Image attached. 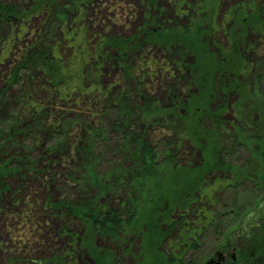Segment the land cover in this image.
I'll list each match as a JSON object with an SVG mask.
<instances>
[{
	"label": "trees",
	"instance_id": "1",
	"mask_svg": "<svg viewBox=\"0 0 264 264\" xmlns=\"http://www.w3.org/2000/svg\"><path fill=\"white\" fill-rule=\"evenodd\" d=\"M258 2L249 0L246 11H237L220 25L213 20L205 27L167 25L156 15L149 18L133 42L112 43L119 54L114 60L116 65H124L126 57L144 43L176 53L180 66L194 70L190 80L194 90L183 96L175 94L167 105L160 106L154 98L141 99L126 87L97 115L100 128L86 132L91 142L79 155L80 165L76 166L80 175L75 174V185L49 195L45 207L58 215L66 228H71L73 222L80 226L87 239L77 241L71 235V241L89 255L92 264H121L123 257L130 255V241L136 238L142 239L140 264H194L189 252L195 248L196 231L191 228H233L257 211L264 197V64L236 67L227 61V55L232 56L236 42L252 30L247 24L248 15L259 10L264 14L256 8ZM14 15H19L17 9L0 0V19L11 21ZM193 32V38L200 35V39L218 33L225 40L232 39L233 44L228 50L220 48L218 56L208 53L201 59L195 40L188 35ZM26 53L5 80L2 97L14 88L24 89L25 77L32 70H50L54 58L58 59H49V51L39 49L38 44ZM189 54L194 58L190 65L184 62ZM96 57L90 55V60L108 61L101 55L96 61ZM156 67L157 71L165 69ZM123 69V79L130 84L132 71L127 66ZM248 71L247 78L239 83L236 77ZM25 94L28 101L32 99L29 92ZM29 108L35 117L29 123L20 124L14 115L0 116V196L11 193L14 202L24 200L19 191L12 189V181L36 173L35 146L30 147L28 139L43 124L38 105ZM228 112L231 117H224ZM55 133L47 136L55 137ZM185 146L191 148L190 155L183 151ZM217 174L223 177L208 185ZM214 184V196L217 198L219 193L223 197H218L212 218L204 214L201 223L188 221L195 203L211 202L208 189ZM130 194L136 198L131 199ZM143 209L150 211L144 218ZM21 218L31 219L25 213ZM177 226L188 228L181 231L179 246L188 247L180 257H174L171 244L167 245L171 249H160L169 231ZM215 235L219 233H211L209 239H216ZM93 241L111 242L112 247L103 249L97 243L94 247ZM61 258L58 264H74L72 255Z\"/></svg>",
	"mask_w": 264,
	"mask_h": 264
},
{
	"label": "rangeland",
	"instance_id": "2",
	"mask_svg": "<svg viewBox=\"0 0 264 264\" xmlns=\"http://www.w3.org/2000/svg\"><path fill=\"white\" fill-rule=\"evenodd\" d=\"M1 1L14 6L19 15H14L15 19L11 21L0 19V116L14 115L20 119V124L29 123L35 118L29 107L38 105L43 128L36 130L28 139V145L35 146L36 173H26L22 179L12 181V189L19 191L24 201L14 202L8 192L0 196V264H58L63 260L61 256L65 255H72L74 264H92L89 255L78 249L75 241H71V235L76 236L77 241L87 239L80 226L73 222L71 228H66L67 224L45 207L49 195L75 185V174L78 173V177L80 175L76 166L80 165L79 155L91 142L86 132L100 128L96 121L97 115L109 103L116 101L126 87H131L141 99L154 98L160 106L167 105L175 94L183 96L194 90L190 86L194 70L180 66L176 53L144 43L126 57L124 65H116L114 60L119 54L111 46L112 43L133 42L149 18L156 15L172 26L201 24L205 27L213 24V20L220 25L225 18L227 21L234 13L245 9L249 0ZM256 8L264 10V0H260ZM263 17L260 10L257 14L253 12L248 15L247 24L252 30L246 32L241 42H234L236 49L233 55H227L229 63L236 67L264 64ZM188 35L192 38L196 36L195 32ZM199 36L193 39L195 48L200 50L201 59L208 53L218 56L220 48L228 50L233 44L232 39L225 40L218 33L202 40ZM34 44H38L39 49L48 50L49 59L55 56L58 59L55 61L54 58L50 70H32L25 77L24 89L14 88L2 97L5 80ZM184 47L189 49L187 45ZM90 55L97 56L96 61L99 55L108 61L104 62L102 58L100 63L92 62ZM184 58V62L189 65L194 62L191 54ZM157 65L165 69L157 71ZM122 66L132 71L130 84L123 79ZM140 66L143 68L141 71ZM249 71L237 76L236 80L242 84ZM25 92L32 96L31 100H27ZM235 100L230 101L234 103ZM229 113L224 117H231ZM107 118L110 121L111 115ZM109 121L107 125H110ZM52 124H56V127ZM52 131L57 132V136L48 137L47 133ZM183 151L190 155L191 148L185 146ZM216 177L208 180L207 184L212 185L214 180H220L223 176L217 174ZM213 187L208 189L211 202L195 203L191 215L186 218L188 221L201 223L204 214L212 218L218 197H223L217 193L216 198L213 191L217 187ZM129 196L131 199L136 198L134 194ZM114 203L117 205L118 202ZM142 212L143 218L150 214L148 210L143 209ZM23 213L30 215L31 219L23 220ZM241 227L240 224L233 228ZM179 229L177 226L166 237L172 246L180 244ZM210 237L211 233H200L199 240L202 239L206 244L203 252L205 257L215 248H220L219 240ZM141 241V238L130 241L127 247L130 255L123 257L121 264L142 262ZM96 243L103 249L110 250L112 247L111 242L93 241L94 247ZM167 247L163 241L160 249L164 252ZM189 253V256H193L192 252Z\"/></svg>",
	"mask_w": 264,
	"mask_h": 264
},
{
	"label": "flooded vegetation",
	"instance_id": "3",
	"mask_svg": "<svg viewBox=\"0 0 264 264\" xmlns=\"http://www.w3.org/2000/svg\"><path fill=\"white\" fill-rule=\"evenodd\" d=\"M256 213V214H254ZM249 214L241 223V228H191L194 235L195 248L191 251L194 264H264V197L261 199L257 211ZM188 228H180L178 233ZM219 233L215 235L219 240L220 248L203 255L206 244L199 240L200 233ZM152 237V236H151ZM164 242L169 246L170 241ZM186 245L172 246L174 257H180Z\"/></svg>",
	"mask_w": 264,
	"mask_h": 264
}]
</instances>
